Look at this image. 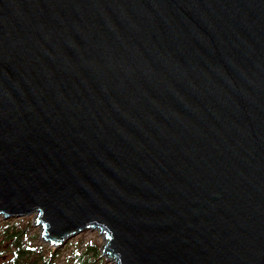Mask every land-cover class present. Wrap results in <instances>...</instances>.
Instances as JSON below:
<instances>
[{"label":"water","instance_id":"1","mask_svg":"<svg viewBox=\"0 0 264 264\" xmlns=\"http://www.w3.org/2000/svg\"><path fill=\"white\" fill-rule=\"evenodd\" d=\"M116 264H264V0H0V217Z\"/></svg>","mask_w":264,"mask_h":264},{"label":"trees","instance_id":"2","mask_svg":"<svg viewBox=\"0 0 264 264\" xmlns=\"http://www.w3.org/2000/svg\"><path fill=\"white\" fill-rule=\"evenodd\" d=\"M32 218L4 220L0 217V264H60L63 249L40 239ZM100 246L75 247L65 264H101Z\"/></svg>","mask_w":264,"mask_h":264},{"label":"rangeland","instance_id":"3","mask_svg":"<svg viewBox=\"0 0 264 264\" xmlns=\"http://www.w3.org/2000/svg\"><path fill=\"white\" fill-rule=\"evenodd\" d=\"M26 218H32L34 221V215L26 217ZM36 229L39 231V233L41 232L39 227H36ZM105 242H106L105 235L99 229H87V230L82 231L79 234L73 235V236L69 237L65 241L64 244H62L60 247H58V248L63 249L60 264H65L66 256L75 247L79 246V247L83 248V247H85L91 243L97 244L100 246L99 249H100V263L101 264H116V262L112 258H107L106 256L102 255L101 251H102V247L105 244Z\"/></svg>","mask_w":264,"mask_h":264}]
</instances>
